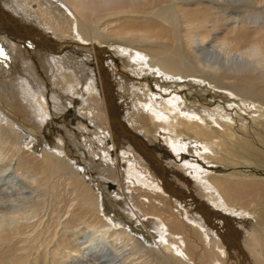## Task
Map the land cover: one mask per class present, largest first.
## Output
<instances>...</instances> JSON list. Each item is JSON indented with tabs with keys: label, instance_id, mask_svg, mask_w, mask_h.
Segmentation results:
<instances>
[{
	"label": "bare ground",
	"instance_id": "6f19581e",
	"mask_svg": "<svg viewBox=\"0 0 264 264\" xmlns=\"http://www.w3.org/2000/svg\"><path fill=\"white\" fill-rule=\"evenodd\" d=\"M33 51L47 97L23 70ZM117 58L137 83L115 78ZM165 81L241 111L195 108ZM7 93L0 264H264V0H0ZM65 106L96 136L71 129L89 163L47 143Z\"/></svg>",
	"mask_w": 264,
	"mask_h": 264
},
{
	"label": "rangeland",
	"instance_id": "374dc122",
	"mask_svg": "<svg viewBox=\"0 0 264 264\" xmlns=\"http://www.w3.org/2000/svg\"><path fill=\"white\" fill-rule=\"evenodd\" d=\"M33 54L35 55V57L27 52V54H26L27 57L26 58L29 60L28 61L29 63L26 62V63L23 64V70L25 71V73L27 75L29 74L31 77H33V79H35L38 84L41 83L40 85L42 87V90L45 93V96L47 97V96H49L51 94L50 86L54 85V82L52 81V79L51 78L49 79L46 76V75H48L50 73L49 64L46 65L47 66V68H46L44 63H43V60H42L41 56L38 55L34 51H33ZM18 68H19V66H18ZM114 68H115L114 69L115 72H117V73H115L113 71L115 74H117V77L115 76V78L118 79L120 77H123L125 79V81L131 82V83L138 81V79L136 78L137 75L132 73L130 71V69L126 65H124L122 63V60H120L119 58L116 59ZM42 69H43V71H42ZM44 69H45V71H44ZM15 71H17V70H15ZM17 73H18V75H17ZM17 73L16 74L14 73V75L12 74L13 76L11 75L10 77H8V75H10V72H8V75L5 72H3V76H1V78L3 80H6V82H9V83L11 82V84L13 83V84L19 85L21 83L22 75L19 72H17ZM48 81L50 83H52V84L50 85V83ZM140 82L141 81L139 80V83ZM165 84H166L165 85L166 86V89H165L166 91L162 90L160 87H157V86H154V87L158 91H162L164 93L178 92L181 96H183L185 99H187L188 102H193L191 105L193 107H195V108L197 106L198 107H203L204 106V107H207V108H214L215 106H220V107H223L224 110L226 109V111H231L233 114H235L236 111H238L239 109L238 108L235 109L234 106H236L238 101L240 102L242 100L238 96L229 95L228 93H221V92L216 91L214 89H207V86H205L203 84L200 85V84H196V83H191V84H185V86H184V85H181V84H178V83L170 84L168 81H165ZM129 87L131 88V86H129ZM59 88H60V90H63L61 87H59ZM117 89L119 90L120 87H118V86L116 87V92H121V90L118 91ZM121 89H123L122 91H124V92H131V89L126 88V86H125V88L122 87ZM10 91L13 92V90H10ZM7 94H5V96H3V98L0 97V100H1L0 104L4 105V106L1 105L0 108L4 109V110L9 108V106L4 104V102L6 100L4 98H10V97L12 98V96L10 94H8V95ZM121 95L122 94L119 93V97ZM124 97H127V95L126 96L124 95V96L120 97L119 100H122ZM228 97H231V99L235 101L234 102L235 103L234 106L231 105V103H230L231 101L227 100ZM3 99H4V101H3ZM228 105H229V107H228ZM122 106H123V108L125 107L124 105H122ZM5 107H7V108H5ZM75 109H76L75 112H77V114L82 115L83 109H82L81 106H77V107H75ZM7 111L9 112V109ZM65 111H67V112H65ZM239 111H241V110H239ZM55 114L56 115L55 116L53 115L54 117L50 120V123H49L50 127L48 128V132L50 134H49V137L47 139V143L48 144H52V145L61 144L63 146L64 152H66L72 160L74 158L76 159V157L78 155L81 156L82 160L86 161L87 163L91 162L92 159L96 158V155L94 154V151H92V149L90 150L91 147H89L87 145L85 146L84 144H82L83 146H85V148L84 147L78 148L77 143H80V141H79L78 137H76V134H74L72 132L74 130L79 131V136L81 137V140L83 141V140L88 139V138H90V139L96 138V136L91 133L92 130L90 128L88 129V128L84 127V123L81 122L80 119L75 114L73 116L71 114V110L67 109L66 106L64 107V109H59L58 112L55 113ZM244 114H245V116L248 117L250 112H245ZM21 119L23 120V118H21ZM71 129H73V130L71 131ZM59 130H60V132H59ZM71 135H72V137H71ZM37 136H39V135L37 134ZM109 138H111V137H109ZM35 142L36 143H34V145L31 146V149H32L33 152L38 153V152H40V147L43 145V140L40 137V139H37ZM110 144H111V142H109V145ZM75 155H77V156H75ZM98 157L99 156L97 155V158ZM97 174H98V172L97 173L95 172V175H97ZM97 176L100 177L101 173L99 172V174ZM108 187H109V190H110L109 193H111V191L114 190V188H115L114 186H111L110 184H109ZM112 195H116V194L112 193ZM120 209H121L122 212H124V208L123 207L120 206ZM77 247H79V246H77ZM83 249H80V250L83 252Z\"/></svg>",
	"mask_w": 264,
	"mask_h": 264
}]
</instances>
